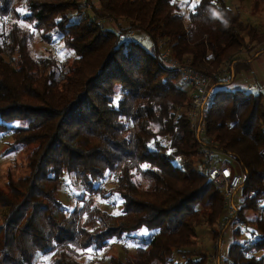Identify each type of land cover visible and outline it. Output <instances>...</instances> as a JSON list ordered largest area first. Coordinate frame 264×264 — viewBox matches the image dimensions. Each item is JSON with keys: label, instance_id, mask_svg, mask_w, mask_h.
<instances>
[{"label": "trees", "instance_id": "1", "mask_svg": "<svg viewBox=\"0 0 264 264\" xmlns=\"http://www.w3.org/2000/svg\"><path fill=\"white\" fill-rule=\"evenodd\" d=\"M88 2L90 11L79 0H0V133L26 157V174L8 171L0 187V264H210L219 249L197 248V229L222 240L218 225L232 239L255 228L224 250L230 264H264V93L219 90L207 111L206 135L244 174L228 219L223 192L198 170L190 91L141 44L122 41L139 32L155 49L168 39L177 61L210 75L233 60L235 80L250 69L244 52L264 53V30L223 0H197L187 16L182 0ZM110 19L126 28L106 30L99 21ZM34 31L74 57L33 60ZM65 175L84 188L72 211L58 199ZM97 195L117 196L121 212ZM142 230L131 256L108 254Z\"/></svg>", "mask_w": 264, "mask_h": 264}, {"label": "rangeland", "instance_id": "2", "mask_svg": "<svg viewBox=\"0 0 264 264\" xmlns=\"http://www.w3.org/2000/svg\"><path fill=\"white\" fill-rule=\"evenodd\" d=\"M184 1L188 7L184 11V15L187 16L189 12L193 9V7L196 5L197 0H182ZM228 6H230L232 9L238 11L241 15L242 21L245 24H248L259 31L264 30V6L260 5L257 10H254L253 8V0H223ZM91 15V14H90ZM92 17V15H91ZM187 19V18H185ZM22 26L26 27L27 25L25 23H21ZM122 28H126V24L121 22ZM103 28L106 30H109L111 32L115 33H121L120 26L118 27L115 25V23L110 21H105L102 24ZM125 35H128L131 39H133L134 42H138L141 44L147 51L150 53L154 52V43L151 40V38L143 33L139 32H129L125 33ZM34 41L30 44V55L33 60H40L41 58H46L50 56L56 57L60 62L64 63L66 60L74 57L73 52L68 51L64 49L62 42L58 37H55L53 43H49L41 39V35H39L38 32L34 31ZM125 36L122 35V41H125ZM256 49L258 46L255 47ZM256 49H249L248 51L244 52L241 56L243 59L244 57L252 58L251 55L253 52L256 53ZM259 50V49H258ZM254 53V54H255ZM175 58V57H174ZM260 65V66H259ZM170 69V68H169ZM237 80L242 79L243 84H235L234 87H240L242 90H250V88L258 87L256 90L254 89V92L262 90L264 93V53L259 58V63H256L252 66V69L248 72H243L240 75L237 76ZM175 86L182 87L184 89H188L186 86H184L180 79L179 81L175 82ZM13 127V126H11ZM12 138L11 136L4 135L0 133V187L5 188L7 184V173L8 171H11L15 177H22L26 174V169L24 168L26 164V157L25 152H23L24 148H14L12 145ZM9 150V151H8ZM235 166L237 164L235 163ZM237 170L238 167H236ZM244 175V174H243ZM107 188H109L108 185H106ZM84 190V188L76 181V179L69 177L68 175L64 176V182L59 190L58 193V199L63 204V206L66 209L73 210L79 202H77V194ZM239 191V190H238ZM236 192L234 196V205L239 206V203L241 201V193ZM97 200V203L102 207V209L106 210L107 212L111 214H119L122 210V204L120 199H118L117 196H111L108 198V201H104L101 199L99 195L95 197ZM0 215H1V208H0ZM250 216H253L252 214ZM1 221V216H0ZM227 224V223H226ZM223 225H218L217 232H223L224 236L223 239L217 238L216 240L212 239L210 229H208L205 226L199 227L197 229L198 234V240L197 242V248L204 250L208 254H212L214 252V249L216 247L219 249V254H224V250L227 253L228 247L230 243H243L246 238H248L251 234V231H255L254 227H249L248 232H243L244 235H242L239 238L232 239L230 237V231L231 229L224 228ZM227 226V225H226ZM226 229V230H224ZM246 230V229H245ZM148 233L146 230H142L138 233H135L131 235V240L124 241L122 243V247L127 250V252L122 249L121 247H118L116 245L112 246V249L108 252V254L113 255H120L121 257L125 258L127 256H131L136 248L142 247V240L144 236H146ZM225 253V254H226ZM217 255H214L215 257ZM86 261V260H85ZM38 264H50L47 257H41Z\"/></svg>", "mask_w": 264, "mask_h": 264}, {"label": "built area", "instance_id": "3", "mask_svg": "<svg viewBox=\"0 0 264 264\" xmlns=\"http://www.w3.org/2000/svg\"><path fill=\"white\" fill-rule=\"evenodd\" d=\"M85 10L90 11L91 6L88 0H79ZM119 27L121 20L110 19ZM103 24L105 20L99 21ZM125 41L132 42L128 35H125ZM154 52L151 54L157 56L165 68L175 71L181 83L188 88L191 97V110L189 120L194 129L196 140L199 144L201 161L198 170L209 181L216 185L225 198L227 208V218L234 214V196L241 188L244 175L239 166V170L234 171L235 161L229 153L223 152L219 147L214 146L213 141L206 135L205 119L208 108L219 90L233 91L234 64L233 60L227 61L216 73L205 74L191 66V61L186 63L177 61L172 52L171 42L168 39L159 40ZM261 91V90H259ZM258 237L252 238L254 241ZM210 264H230L225 254H219L212 257Z\"/></svg>", "mask_w": 264, "mask_h": 264}, {"label": "crops", "instance_id": "4", "mask_svg": "<svg viewBox=\"0 0 264 264\" xmlns=\"http://www.w3.org/2000/svg\"><path fill=\"white\" fill-rule=\"evenodd\" d=\"M113 23H114V22H113ZM120 25H121V24H120ZM254 53H255V52H253V54L251 55V57L254 55ZM249 57H250V56H249ZM249 57H248V58H247V57H244V58L246 59L245 61L251 62L250 69H249L248 71H250V70L252 69V66H253V65H255L256 63H259V58H260V57H259L257 60L252 61L251 58H249ZM244 58H243V59H244ZM259 66H260V65H259ZM248 71H247V72H248ZM236 78H237V77H235V80H234L232 86H234L236 83H237V84H238V83H239V84H243L242 79L237 80ZM257 88H258V87L256 86V87H253V88H250V89H251L252 91H254V89L256 90ZM233 89H234V90H235V89H240V87H237V88L234 87Z\"/></svg>", "mask_w": 264, "mask_h": 264}]
</instances>
